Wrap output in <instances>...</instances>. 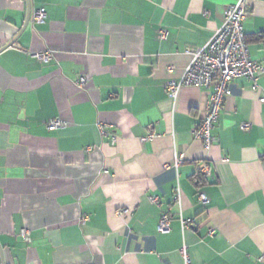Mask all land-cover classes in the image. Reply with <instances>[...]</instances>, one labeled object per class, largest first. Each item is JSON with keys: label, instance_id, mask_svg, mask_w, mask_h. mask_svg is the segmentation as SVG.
Listing matches in <instances>:
<instances>
[{"label": "crops", "instance_id": "crops-1", "mask_svg": "<svg viewBox=\"0 0 264 264\" xmlns=\"http://www.w3.org/2000/svg\"><path fill=\"white\" fill-rule=\"evenodd\" d=\"M235 1L0 0V49L16 39L0 51V264H184L182 247L190 264H264V71L258 90L231 81L209 150L193 136L209 90H165ZM39 7L45 21L18 37ZM243 30L264 68V0ZM43 51L50 62L31 56Z\"/></svg>", "mask_w": 264, "mask_h": 264}, {"label": "built area", "instance_id": "built-area-1", "mask_svg": "<svg viewBox=\"0 0 264 264\" xmlns=\"http://www.w3.org/2000/svg\"><path fill=\"white\" fill-rule=\"evenodd\" d=\"M255 0H236L235 3L226 8L224 21L222 25L216 29L207 41V43L193 51L189 52L190 61L185 67L182 76L178 81L168 80L165 85L166 94L169 98L175 99L181 87L194 86L209 90V97L205 104L206 114L196 125L193 136L196 140L201 141L204 149L209 150L215 138L212 136V129L218 119L219 112L222 108L223 101L231 95L230 83L236 78H246L252 82V89L258 90L257 76L264 71V68L253 61L250 57L249 48L246 43L245 33L243 30V22L247 18L251 10V2ZM47 15L43 7L33 10L30 22L42 23ZM167 37V31L162 30L158 34L160 40ZM42 63H48L52 60L51 51H43L33 53L31 55ZM168 71H172L169 68ZM87 83V79L83 76L76 81L78 87H83ZM259 101L264 103V92L261 91ZM65 127L59 119H52L47 124V129L53 131ZM251 128L249 123H243L241 129L248 131ZM99 131L102 136H106L103 126L99 125ZM149 136L147 139H150ZM111 143H115V138L111 137ZM183 162V157L174 158L173 167H178ZM198 171L207 178L210 177L211 171L209 167L201 162L198 165ZM152 203L157 204L156 197H150ZM198 200L205 205L208 198L204 193L198 194ZM175 201L179 203L178 189L176 190ZM120 215L128 214L127 209H120ZM171 215L169 211L161 212L157 231L165 233L169 231ZM182 229L189 228L192 225L191 220L180 219ZM212 229L209 234L212 235ZM19 236L24 243L31 242V235L28 229H21ZM180 254L184 264H190L187 251L184 247L180 249Z\"/></svg>", "mask_w": 264, "mask_h": 264}, {"label": "water", "instance_id": "water-1", "mask_svg": "<svg viewBox=\"0 0 264 264\" xmlns=\"http://www.w3.org/2000/svg\"><path fill=\"white\" fill-rule=\"evenodd\" d=\"M29 21H30V13H27V16H26V18H25L24 24H23V26H22V28H21V30H20V32H19L18 37H19V36L24 32V30L27 28V25H28ZM15 41H16V39H14L13 41H11V42H10L8 45H6L5 47H2V48L0 49V51L3 50V49H5V48H7V47H9V46H11V45H13Z\"/></svg>", "mask_w": 264, "mask_h": 264}]
</instances>
